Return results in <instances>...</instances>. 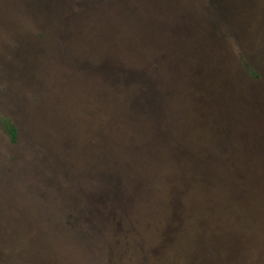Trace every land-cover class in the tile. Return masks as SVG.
<instances>
[{"label": "rangeland", "instance_id": "1", "mask_svg": "<svg viewBox=\"0 0 264 264\" xmlns=\"http://www.w3.org/2000/svg\"><path fill=\"white\" fill-rule=\"evenodd\" d=\"M0 264H264V0H0Z\"/></svg>", "mask_w": 264, "mask_h": 264}, {"label": "trees", "instance_id": "2", "mask_svg": "<svg viewBox=\"0 0 264 264\" xmlns=\"http://www.w3.org/2000/svg\"><path fill=\"white\" fill-rule=\"evenodd\" d=\"M120 70H118V71H120ZM113 74H115V73L109 72V75L108 74L106 75L107 76V82H111L109 77L120 76L119 82H121V84L123 86H125L128 91L132 92V88H130V86L139 87V94L141 95L140 97L142 100V102H139L140 105L147 110H154L155 104H154V102L150 96L151 90L148 87L149 83H148V75L147 74L143 73L141 75H134V74H130L127 72H122V71L116 75H113ZM112 85L113 84L108 85V86H112ZM6 128H7L9 135L11 136L12 141L15 142L17 140V133H18V129H17L16 125H14V123H12L10 120H6ZM189 172L197 173L198 170H193V171H189ZM192 175H194V174H192ZM230 180L231 181L244 180V174L241 172H235L233 178ZM197 185H201V183L198 182ZM112 186L113 185L106 186L104 188L105 191H102V192H104V195L102 193L100 194V196L96 195L91 207L87 208V211H89L88 218L90 220V229H92L96 234H99V235H102V233H103L102 231H104V226L107 224V221H104V216H103L102 222L99 225L98 215L102 216V214H114V213L117 214L118 211L123 207L124 203H126L123 196H124V192L127 193V191H128L127 187L125 188V185H123V186H116L115 188L111 189ZM239 188H240V190H239L240 193L245 194V192H246L245 185H242ZM95 194H97V193H95ZM95 194H93L92 197H94ZM80 206L81 205L79 204L78 206H75V207L78 210V208ZM98 208H101L103 211L100 210L98 212L97 211ZM114 208H115V210H114ZM79 211L83 212V211H85V209L79 208ZM93 211L96 214H94ZM107 219H109V218H107Z\"/></svg>", "mask_w": 264, "mask_h": 264}]
</instances>
